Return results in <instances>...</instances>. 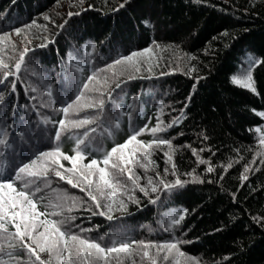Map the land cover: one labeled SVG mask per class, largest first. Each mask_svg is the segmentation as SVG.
Instances as JSON below:
<instances>
[{
	"label": "trees",
	"instance_id": "obj_1",
	"mask_svg": "<svg viewBox=\"0 0 264 264\" xmlns=\"http://www.w3.org/2000/svg\"><path fill=\"white\" fill-rule=\"evenodd\" d=\"M122 2L84 0L80 5L78 0H0V32L10 33L16 49L13 52L9 44L0 51V57L11 64L24 47L31 49L26 57L27 70L22 66L18 73L20 81L16 92L0 85V91L5 95L0 115H7L6 123L14 122L17 133L21 125L29 121L31 127L36 128L40 119L36 109L41 116L58 119L62 113L40 107L41 100H47L40 75L45 77L44 83H51L54 93H58L61 88H68L61 81L65 72L71 75L69 53L77 64L87 67L85 61L91 58L95 67L102 68L120 55L152 45L154 40L160 48H151L150 56L140 61L141 71L130 73L132 79H128L129 73L119 77L123 81L120 89H115L117 81L112 78L113 72L120 70L119 66L100 74L101 79L105 75L109 78L107 87L115 89L114 95L118 96L125 113L121 116V130L115 134L114 140L119 143L126 138L128 112L132 113L134 127L144 123L152 126L156 121L157 105L164 106L160 119L167 123L179 116L180 109L187 104L180 123L157 134L171 139L177 146L173 153L174 163L179 178L186 183L172 191L161 189L152 194L156 203H149V198L137 190L139 204L128 202L127 212H114L117 219L112 221L91 215L83 205L68 213L72 197H76L78 203L89 198L79 188H73L56 177L51 169L49 179L40 178L43 191L37 196L42 195L45 202L59 205L64 215H74V224L91 228L92 231L82 233L86 237L97 238L119 230L128 239L162 242L175 238L184 241L178 247L188 256L195 257L199 264H264V226L254 219L264 217L262 157L257 156L250 166L247 180H239L244 164L252 160L253 151L259 148L260 133L255 129L264 128V117L256 114L264 112V63L252 70L257 89L255 94L230 80L242 67H247V59L251 56L264 60V0H127L124 7L117 8ZM69 11L79 14L69 18ZM45 15L50 19H44ZM33 20L41 27L22 28L18 35L11 33L13 27L31 25ZM65 20L67 23L63 29L57 27ZM43 26L47 27L46 31ZM24 35L28 39L39 37L46 46L32 45V39L19 45L17 42ZM44 37L48 38L47 41ZM149 59L153 65L151 73L147 71ZM33 67L36 75L32 74ZM190 67L193 69L191 73L187 71ZM25 85H35L38 91L33 93ZM33 96L36 100L32 99ZM54 98L56 103L53 106L59 107L60 97L54 95ZM84 112L91 114L92 110H83L73 114L72 118H79ZM47 127L51 129L52 125ZM201 131L206 132L208 140L198 135ZM82 132L83 129L73 128L64 133L58 142L61 151L73 155L75 141L69 135ZM11 138L16 139L15 147L18 153L22 152L21 159L31 158L35 152L52 146L51 141L39 136L29 144H21L18 137ZM152 138L147 132L138 137L144 141ZM112 146V139L103 141L105 149ZM193 147L205 149L200 155L212 164V173L205 171L207 165L196 163L191 153ZM3 150L0 146V151ZM164 151H167L166 147L152 150L151 159L155 164L150 166L148 175L163 172ZM100 155L88 151L82 162L87 163L93 156L99 158ZM229 158L234 162L224 171L223 165ZM61 163L71 167L68 161L61 160ZM168 167L171 169V165ZM193 169L203 182L193 181L185 174ZM135 171L144 174L139 166ZM117 178L123 183L127 175ZM167 179L176 177L169 174ZM140 182L145 183L144 180ZM65 196L68 199L65 200ZM37 208L45 210L41 202L37 203ZM179 211H185L180 224L167 228L168 216ZM50 218L59 219L56 216ZM17 253L23 256L19 248Z\"/></svg>",
	"mask_w": 264,
	"mask_h": 264
},
{
	"label": "snow or ice",
	"instance_id": "obj_2",
	"mask_svg": "<svg viewBox=\"0 0 264 264\" xmlns=\"http://www.w3.org/2000/svg\"><path fill=\"white\" fill-rule=\"evenodd\" d=\"M78 3L82 5L84 0H78ZM125 3L127 0H123L117 8L124 7ZM78 14L69 11L67 15L70 18ZM44 19L50 18L45 15ZM66 23L67 20L57 27L63 29ZM144 23L148 22L144 21ZM32 26L41 27L33 20L31 25L13 27L11 33L18 35L22 28L28 29ZM43 27L46 31L47 27ZM43 39L47 41L48 38ZM9 44L15 52V44L11 41L10 33L0 32V51ZM45 46L46 44L42 43L37 47ZM153 46L160 48L153 40L152 45L131 51L127 55H120L110 63L104 64L102 68L95 67L91 58L85 61L87 67L77 64L69 53L68 66L71 68V75L65 72L61 81L62 84L68 85L67 90L61 88L58 93H54L53 85L44 83L45 77L39 76L44 84V95L47 96V100H41L40 107L50 108L54 113H62L58 119L49 115L41 116L39 109H36L37 115L40 116L36 128L31 127L32 122L29 121L28 124H22L21 130L17 133L14 122L8 124L7 115H0V123L3 124L0 127V146L4 149L0 151V264H199L195 257L188 256L178 247L184 241L175 238L162 242L135 240L123 237L119 230L97 238L86 237L82 233L92 231L91 228H81L74 224L73 221L76 219L74 215H64L59 205L45 202V197L42 195L37 196L43 191L40 178L49 179L48 171L51 169L56 177L66 181L73 188H79L89 198L88 201L78 203L77 198L72 197L73 203L68 208V213H71L73 208L83 205L84 210L91 215H99L112 221L117 219L113 215L114 212H127L128 202L139 204L140 198L135 194L137 190L144 197L149 198V203H156L157 199L152 194L161 189L172 191L184 186L186 181L179 178L174 163L173 153L177 146L171 139L157 134L165 133L168 128L179 124L184 117V108L187 104L180 109L179 116H174L167 123L160 119L164 106L157 105L156 121L152 126L144 123L142 126L134 127L132 113L128 112L126 113L129 124L128 134L122 142L116 143L114 140L115 134L121 130V116L125 115L121 110L118 96L114 95L115 89H120L123 83L119 77L129 73L128 79H132L130 73L141 71L140 61L150 56ZM91 47L95 49V44ZM30 51L31 49L24 47L11 64L0 57V85H6L10 92L14 93L17 90L20 81L18 73L21 72L22 66L27 70L26 57ZM189 58L193 59V57ZM147 63V71L151 73L153 68L151 60L149 59ZM262 63L264 60L261 58L251 56L247 59V67H242L239 74L230 77L231 83L255 94L257 89L252 70ZM114 66H119L120 70L113 72L112 78L117 82L115 89L109 90L107 87L109 78L105 75L101 79L100 74L107 73ZM187 71L191 73L193 69L190 67ZM32 74L36 75L35 67L32 68ZM13 77L15 79H10ZM25 87L30 88L33 93L38 91L35 85H25ZM54 95L60 97L59 107L53 106L56 103ZM32 99L36 100V97L33 96ZM4 101L5 95L0 91V105H3ZM83 110H92V113L84 112L79 118H72L73 114H79ZM252 111L256 112L255 109ZM256 114L264 117V112H256ZM49 124L52 125L51 129L47 127ZM73 128L83 129V132L75 136L69 135V138L75 141L74 154L69 155L61 151L58 142L64 133ZM9 129H12L11 133ZM255 131L260 133L259 148L253 151L252 160L244 164L239 176L241 182L247 180V173L257 156L262 157L261 163H264V128L257 127ZM146 132L153 138L147 141L138 139ZM198 135L205 141L209 139L205 131H201ZM13 136L18 137L21 144H29L39 136L42 140L51 141L52 146L44 151L35 152L31 158L21 159L22 152H17L16 139L11 138ZM105 139L113 140L110 149L103 147ZM165 147L167 151L163 152L165 157L163 172L155 171L154 176L148 175L150 166L155 164L151 159L152 150ZM204 150L193 147L191 153L195 156L196 163L207 165L205 171L212 173L214 167L209 160L200 155ZM88 151L99 152L101 155L99 158L93 156L87 163H83ZM61 160L70 162L71 167H65ZM233 162V159L229 158L228 163L223 165V170L227 171ZM168 165H171V169ZM136 166L143 170V175L136 173ZM125 173L127 179L122 183L117 177ZM169 174L176 179H167ZM185 174L191 176L193 181L203 182L201 177L195 174V169ZM141 180L145 183L142 184ZM235 195L232 194L233 199ZM121 197H126L127 200ZM64 199L68 197L65 196ZM38 202L43 203L44 211L38 210ZM184 215L185 211L169 215L166 227L173 228L179 225ZM53 216L59 219L50 218ZM254 219L264 226V217H254ZM73 228L78 231L73 232ZM18 248L23 252V256L17 253Z\"/></svg>",
	"mask_w": 264,
	"mask_h": 264
},
{
	"label": "rangeland",
	"instance_id": "obj_3",
	"mask_svg": "<svg viewBox=\"0 0 264 264\" xmlns=\"http://www.w3.org/2000/svg\"><path fill=\"white\" fill-rule=\"evenodd\" d=\"M25 35H24V37L20 38L19 41L17 40L18 41L17 43H19V45L20 44H26V43H28V40L30 41L32 39V38L28 39L27 36H25ZM30 42L32 43V45H35V46L36 45L38 46L39 44L43 43L39 37L33 38Z\"/></svg>",
	"mask_w": 264,
	"mask_h": 264
}]
</instances>
